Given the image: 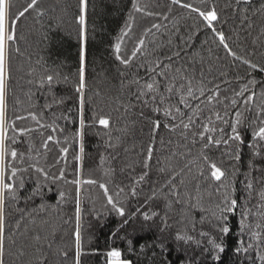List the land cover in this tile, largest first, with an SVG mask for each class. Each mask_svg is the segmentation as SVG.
<instances>
[{
	"label": "snow or ice",
	"instance_id": "obj_1",
	"mask_svg": "<svg viewBox=\"0 0 264 264\" xmlns=\"http://www.w3.org/2000/svg\"><path fill=\"white\" fill-rule=\"evenodd\" d=\"M199 3L209 6L202 8L195 3L184 2V0H170L168 13H155L147 11V5H141L140 0H131L128 18L113 45L115 60L124 66V70L120 72L123 78L121 86L129 89V99L127 103H123L117 97L119 106L115 111H120L122 108L124 113H127L130 109L139 106L140 116L148 122L150 140L142 162L144 171L132 178L127 192L124 187H119L116 198H114L107 183L100 182L91 175L85 176L86 128L99 126L108 131L109 140L106 146L109 148L117 146L111 142V114L105 113L102 109L98 111L93 108L91 118L87 116L88 105L93 103L92 97L86 95L85 42L89 0H78V11L74 16V22L78 25L80 44L78 80L74 88L79 126L71 139L64 134L65 126L59 123L60 120L71 121V117L67 112L57 114L53 110L64 104L63 98H57L52 94L53 87L61 80L60 74L48 73L47 68L44 69L46 74L41 75L35 83L38 89L47 88L48 93L52 94L51 101L46 98L42 106L43 110L39 113L34 111H28L25 115L17 113L14 119L11 121L8 119L7 91L11 79L10 53L12 45L17 42V23L26 14L35 12L37 17H41L44 11L39 7V0H27L22 10H18L13 19L11 17L12 0H0V264H8L6 255L8 257L15 255L13 251L17 244L15 237L21 222L27 218L33 221L37 218L42 219L40 214L47 210L43 202L38 205L29 202H34L37 197H41L42 200L44 189L51 190V186L60 181L75 187V229L72 233L75 251L74 264H81V257L86 254L83 249L81 208V192L84 185H98L106 199V206H110L111 211L123 218L122 226L129 225L136 219L138 213L145 221L159 215L158 212L152 211L150 216L147 211L141 212V207L149 205L161 196L168 201L166 206L169 209L172 203H175L186 205L194 211L210 213V216L201 215L198 221L201 225L198 233L200 239L189 234L186 230L188 225L185 226L184 231L176 233L175 239L185 244L195 243L198 247H202L203 252L209 254L212 261L220 260L219 254L225 251L224 238L231 232L230 218L239 214V232L235 252L238 255L243 254L249 261L253 260L251 253H254L255 264H264V175H256V173L264 172V168L258 167L252 160L249 161L246 172L238 166L242 159V147L246 144L245 134L249 128H251V140L247 141V147L251 150L253 157L264 156V81L257 80L252 75L253 72L264 73V66L253 63L232 50L228 43L229 37L222 29L216 27L220 14L215 0H199ZM252 3L253 0H229L227 7L232 10L234 17L239 14L241 25L248 23V27H251L247 13L248 6ZM173 6L195 13L202 22L203 28L211 30L214 39L223 47L227 56L232 57L233 61L246 65L250 70L247 73L249 77L247 83L241 84L238 91L233 90V97L222 95L228 91L227 87H222V85H230L233 82L227 77L226 72L221 73L225 77L222 81L214 82L212 79H206L202 66L197 68V61L185 58L201 25H195V31L190 29L187 36L180 35L177 30L176 33L170 34L166 41L157 45L155 40L149 41L148 37L153 34V30L159 32L166 25L154 22L150 28L144 29L143 34L134 41L130 53L126 49L125 45L132 41L135 14L155 16L167 21ZM261 8L264 9V3ZM16 51L19 52L18 47ZM199 63L202 65V58ZM208 71L211 73V65ZM129 75L131 79H127ZM233 79L239 82L244 77L237 76ZM63 81L67 82L68 77L64 76ZM29 83L33 81L30 80ZM258 84L260 85L259 92L256 91ZM96 95L99 93L97 92ZM257 96L261 98L260 103L255 109L254 118H251ZM49 113L53 117L51 120L47 118ZM245 113H249V116H245ZM18 121H31V124L18 126ZM161 132L168 134V145L175 143L176 148L171 151L167 159L169 162L175 160L177 163L172 167L158 168L160 173L167 174L166 179L159 187L153 184L150 188L151 194L146 196L143 205L138 206L135 212L126 215V209L119 199L120 194L125 193V198L136 199L140 192L144 191L143 188L138 191V187L147 182L149 177L150 162L156 151L157 137H159L160 145L162 147L165 145L164 136L160 135ZM34 134L40 137L39 147L36 146ZM73 142L78 146V151H74L69 160V150ZM213 148L218 150L222 148L223 157L236 161L230 174L210 158L208 153ZM54 151L57 154L53 162L49 163V153ZM143 152L142 149L141 155ZM100 161L103 165L105 161L103 155ZM157 163L159 164L160 161ZM193 166L198 167L196 190L200 191L202 182L210 181L209 187H215L219 193L218 202L210 208L202 206L199 200L196 204H192L191 200L197 199L196 197H191L190 200L182 197L180 189L185 184L184 174L186 171H192ZM111 171L113 170L107 169L105 174L108 175ZM70 175L71 179H69ZM241 175L243 179L239 178ZM26 176L28 180H34V184L27 195H23L26 188ZM237 184H240L244 190L240 195L237 194ZM256 184L260 185L259 191L256 190ZM165 188L168 189L167 193L163 191ZM254 196L257 198L256 211H253ZM172 197L175 198L174 201L170 199ZM21 200L24 201V206L18 207ZM65 201V192L59 191L57 203ZM9 205L16 212L21 213V216L15 220L14 230L10 229V234L6 236V207ZM29 207L31 211H28ZM257 216L259 220L255 219ZM70 220L71 217L64 222L70 223ZM205 223L210 224L213 232L219 233L220 236L217 238L205 230L203 227ZM163 225L161 232L170 227L166 215L163 218ZM189 225L192 232L197 231V221L194 218L189 221ZM245 235H247V241L244 239ZM112 238L126 241L128 251H135L134 241L127 236L119 235V230L112 233ZM204 238H207V245L210 247L203 246ZM33 239L39 241L40 236L36 235ZM139 247L140 252L143 253L147 246L140 245ZM156 247L162 251L164 249V245L160 243H157ZM24 254L23 250L18 253L21 257ZM92 254H96L95 250ZM60 255L65 257L66 261L71 259L67 250L61 251ZM103 256L104 264H132L130 260L123 258L121 248L115 246H109ZM45 260L46 257H40L39 264H44Z\"/></svg>",
	"mask_w": 264,
	"mask_h": 264
},
{
	"label": "trees",
	"instance_id": "obj_2",
	"mask_svg": "<svg viewBox=\"0 0 264 264\" xmlns=\"http://www.w3.org/2000/svg\"><path fill=\"white\" fill-rule=\"evenodd\" d=\"M27 0H12L11 17L14 19L18 10H22V6ZM187 3H195L199 7H207L202 5L199 0H184ZM141 5H147V11L155 13H168V4L170 0H140ZM217 10L220 14V20L216 23L217 29H222L229 37L228 43L233 51L251 60L253 63L264 66V9L261 8L264 0H253L248 6V16L250 17L251 27L248 23L240 24V16L235 17L232 10L227 7L229 0H215ZM78 0H39V7L44 11V15L37 17L35 12L26 14L17 23V42L11 48V79L8 84L7 105L8 119L11 121L15 115H25L28 111L41 112L42 106L47 98L52 99V94L57 98H63L64 104L53 109L57 114L67 112L71 117V121L60 120L59 123L65 126V135L74 136L79 126L78 114L76 111L77 100L74 92L75 84L78 80L79 68V36L78 25L74 22V16L78 11ZM160 5V6H157ZM131 10V0H89L87 31L85 42V67L87 89L86 95L92 97L93 103L88 105L87 116H92V109L98 111L103 110L105 113L111 114V142L116 144L115 148L106 146L109 140L108 131L97 127L86 128L84 147H85V176L91 175L92 178L100 182L108 184L109 190L114 198L119 187H124L126 192L130 187V181L134 176H138L144 169L142 162L146 149L150 140L148 122L140 116V107L130 109L124 113L115 111L119 106L117 97L121 102L127 103L129 96L128 88H122L120 72L124 70V66L115 60L113 45L116 38L120 34L121 28L124 26L129 11ZM255 13V14H253ZM169 18L164 21L155 16H143L135 14V24L132 35V41L128 42L125 47L130 53L133 43L144 29L150 28L154 22H159L166 27H162L159 32L153 30V34L148 37L149 41L155 40L159 45L162 41H166L170 34L176 33L187 36L189 30L195 31V25H201L198 34L194 37L192 47L186 55V60L197 61V68L201 66L204 69L206 79H212L214 82H220L225 77L221 73H227V77L232 79L230 85H222L227 87L228 91L222 93L229 97L234 96V92L239 90L241 84H246L249 77L247 73L250 71L246 65L240 64L239 61H233L232 57L222 46L219 45L212 35L211 30L203 28L202 22L195 13H191L186 9L173 6ZM19 48V52L16 48ZM167 51V49H165ZM202 58V65L199 63ZM139 62V61H137ZM211 65L212 71L208 69ZM47 68L48 73H59L61 80L56 83L52 89V94L48 93L47 88L38 89L35 81L43 74ZM134 71V69H133ZM31 73V74H30ZM252 75L260 81H264V73L253 72ZM67 76L68 81L64 82L63 77ZM240 76L244 79L236 82L233 78ZM127 79H131L129 75ZM33 83H29V81ZM251 87V86H249ZM256 91H260V85L256 86ZM99 95H96V93ZM260 97L257 96L256 104L253 106L251 118L255 116V109L259 106ZM35 105V107H33ZM71 109V111H68ZM147 112V109H145ZM249 116V113H245ZM48 120L53 117L49 113ZM31 121H18V126L30 125ZM254 127V125L252 126ZM35 135L36 146L40 145V137ZM164 136L165 145L162 147L157 137L151 163V170L147 182L138 187L144 191L136 199L125 198V193H121L119 199L122 206L126 209V215L135 212L136 208L143 205L146 196L150 195V188L155 184L159 187L166 179V173H160L158 168L172 167L176 165V161L169 162L167 159L176 145H168V134L161 132ZM119 138V141H117ZM175 140V137H173ZM246 144L242 147V159L239 167L244 171H248V163L250 160L261 168H264V156L253 157L251 150L247 147V141L251 140V128L245 134ZM26 148V145L24 146ZM144 150L141 155V150ZM78 151L75 142L69 150V160H71L73 152ZM195 151V150H194ZM223 149H215L209 151V156L220 167L231 173L236 161L223 157ZM57 153L54 151L49 153V163L53 162ZM101 155L105 157L103 165H101ZM114 157V158H113ZM179 159V158H177ZM157 161H160L158 164ZM202 163V162H201ZM206 167V166H205ZM107 169H112L108 175L105 174ZM133 169L135 171L133 172ZM57 171V169H53ZM198 167L193 166L192 171H186L184 174L185 184L181 186L182 197L190 200L191 197L197 199L191 200L192 204H196L197 200L205 208H210L214 203L218 202L219 193L215 187H209L210 181H204L198 192L195 188ZM256 175H264V172L256 173ZM72 176H69L71 179ZM243 179L241 175L239 177ZM34 180H28L26 176V188L23 195H27L28 191L33 187ZM256 190H260V185H255ZM240 195L243 188L237 184ZM64 191L66 201L58 204V192ZM167 193L168 189L163 190ZM82 196V238L83 249L86 253L81 257V264H104L103 253L108 250L109 246L121 248L123 258L128 259L132 264H255L254 253H251L253 260L249 261L243 254H237V233L239 232V214L230 218L231 232L224 238L225 251L220 253L219 261H212L209 254L203 252L202 247H198L195 243L185 244L183 241H177L175 235L177 232L185 230L189 234L200 239L198 233L201 225L198 223L201 215L210 213H201L194 211L192 208L182 204L172 203L171 209L166 205L167 200L161 196L157 200L150 202L149 205L141 207V212L147 211L151 216L152 211H156L159 215L145 221L138 213L136 219L131 221L129 225L122 226L123 218L119 217L115 212L110 210V206H106V199L103 192L97 186L84 185L81 192ZM174 201V197L170 198ZM257 198H253V211ZM43 202L46 205V211L41 213V218L34 221L27 218L21 222L20 229L16 235V247L13 250L15 255L8 257V264H39L40 257H46L44 264H74V236L72 233L75 229V187L71 184H65L60 181L56 185L51 186V190L44 189V195L37 197L34 202L38 205ZM24 201L21 200L18 207H23ZM31 211V208H28ZM167 218L168 225L161 232L163 218ZM21 216L10 205L6 207V236L10 234V229L15 228V220ZM71 217L70 223H65ZM197 221V231L192 232L189 221L191 219ZM255 219L259 220V216ZM47 221V223H45ZM205 230L212 233L215 237L220 234L213 232L211 225L205 223ZM119 230V235L127 236L134 241L135 251L129 252L126 241L113 239L112 233ZM36 235L40 236V240L33 239ZM247 241V235L244 236ZM219 242V240H218ZM157 243L163 244V251L156 247ZM51 244V247L49 245ZM140 245H146L145 251L140 252ZM205 247L207 238H204ZM23 250L24 256L18 253ZM67 250L71 259L65 260L60 252ZM95 250L96 254L92 252Z\"/></svg>",
	"mask_w": 264,
	"mask_h": 264
}]
</instances>
